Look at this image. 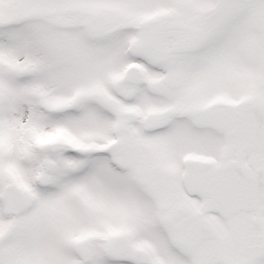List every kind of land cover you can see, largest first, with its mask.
<instances>
[{
	"label": "snow or ice",
	"instance_id": "obj_1",
	"mask_svg": "<svg viewBox=\"0 0 264 264\" xmlns=\"http://www.w3.org/2000/svg\"><path fill=\"white\" fill-rule=\"evenodd\" d=\"M0 264H264V0H0Z\"/></svg>",
	"mask_w": 264,
	"mask_h": 264
}]
</instances>
